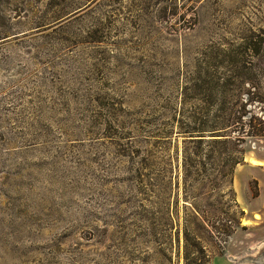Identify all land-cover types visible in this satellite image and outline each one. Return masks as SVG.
<instances>
[{
  "label": "rangeland",
  "instance_id": "374dc122",
  "mask_svg": "<svg viewBox=\"0 0 264 264\" xmlns=\"http://www.w3.org/2000/svg\"><path fill=\"white\" fill-rule=\"evenodd\" d=\"M205 260L264 264V0H0V264Z\"/></svg>",
  "mask_w": 264,
  "mask_h": 264
},
{
  "label": "trees",
  "instance_id": "16d2710c",
  "mask_svg": "<svg viewBox=\"0 0 264 264\" xmlns=\"http://www.w3.org/2000/svg\"><path fill=\"white\" fill-rule=\"evenodd\" d=\"M227 123H231V120H226ZM225 124H219L216 120V122H210V121H206L204 122L203 124V127L202 128H208L209 130H202V132H207V134H212V133H217L216 131L218 130L217 128H223ZM227 127V126H226ZM225 128V127H224ZM187 133H190V132H187ZM216 137V136H215ZM194 141V140H192ZM197 141H202V140H197ZM243 161V152H240L238 151V156L237 157H234V158H231L229 160L230 164L232 166H236L238 165L240 162ZM230 193H233V190L232 188H230ZM230 202L234 205V203L236 202L233 197L231 196V199H230ZM236 205V204H235ZM238 207V206H236ZM240 210V209H239ZM238 213V215H236ZM234 212L233 214L234 215H231V217H228L230 218L229 220H225L224 219V222H222V220H218L219 223H221V227H222V231L224 232V234L226 235H229L230 232H232V230L239 226V222H240V219H241V216L243 215V212L240 210L239 212ZM202 222L205 224V219L201 218ZM217 220V219H215ZM228 221V222H227ZM196 248V246H194ZM204 264H209V261L205 260L204 261Z\"/></svg>",
  "mask_w": 264,
  "mask_h": 264
},
{
  "label": "bare ground",
  "instance_id": "6f19581e",
  "mask_svg": "<svg viewBox=\"0 0 264 264\" xmlns=\"http://www.w3.org/2000/svg\"><path fill=\"white\" fill-rule=\"evenodd\" d=\"M250 163L253 165V166H259L261 165V162L256 160V159H250ZM255 218H258V215H255L254 216ZM243 225H246L247 224V221H244L242 222Z\"/></svg>",
  "mask_w": 264,
  "mask_h": 264
}]
</instances>
